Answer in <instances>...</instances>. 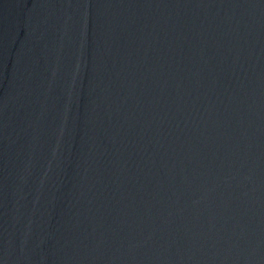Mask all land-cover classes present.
Returning a JSON list of instances; mask_svg holds the SVG:
<instances>
[{
    "label": "water",
    "instance_id": "95a60500",
    "mask_svg": "<svg viewBox=\"0 0 264 264\" xmlns=\"http://www.w3.org/2000/svg\"><path fill=\"white\" fill-rule=\"evenodd\" d=\"M0 264H264V0H0Z\"/></svg>",
    "mask_w": 264,
    "mask_h": 264
}]
</instances>
